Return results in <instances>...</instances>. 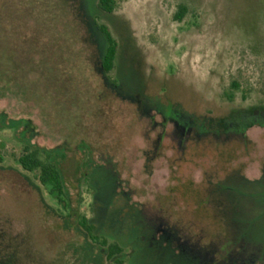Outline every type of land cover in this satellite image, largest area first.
I'll list each match as a JSON object with an SVG mask.
<instances>
[{"label": "rangeland", "instance_id": "374dc122", "mask_svg": "<svg viewBox=\"0 0 264 264\" xmlns=\"http://www.w3.org/2000/svg\"><path fill=\"white\" fill-rule=\"evenodd\" d=\"M115 3L0 0V264H264V0Z\"/></svg>", "mask_w": 264, "mask_h": 264}, {"label": "trees", "instance_id": "16d2710c", "mask_svg": "<svg viewBox=\"0 0 264 264\" xmlns=\"http://www.w3.org/2000/svg\"><path fill=\"white\" fill-rule=\"evenodd\" d=\"M97 8L102 12L112 13L116 8L115 0H97ZM185 11L186 7L184 5H179L178 11L174 15L175 19L180 21ZM95 24L106 41V47L101 60L102 71L109 77L110 81L116 85L115 79L110 76L115 68L118 42L113 38L106 25L97 22ZM50 157L51 154L44 153V150L41 148H25L24 152L18 157V163L27 172L38 171L39 183L43 186H49L50 193L55 194L59 203H64L65 196L62 188L63 177L57 166L51 162ZM79 224L94 242L106 247L108 260L112 259L113 264H125L123 259L117 257L123 252V247L119 246L117 243H107L105 238L99 239V236L95 233L94 226L90 224L84 216L80 217Z\"/></svg>", "mask_w": 264, "mask_h": 264}]
</instances>
